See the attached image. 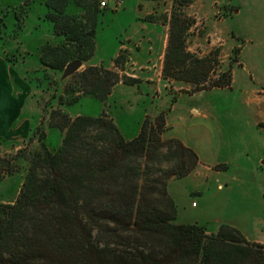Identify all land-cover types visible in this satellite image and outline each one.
Listing matches in <instances>:
<instances>
[{"label": "trees", "instance_id": "trees-1", "mask_svg": "<svg viewBox=\"0 0 264 264\" xmlns=\"http://www.w3.org/2000/svg\"><path fill=\"white\" fill-rule=\"evenodd\" d=\"M55 1L48 4L47 19L58 40L42 47L41 64L60 75L73 62L94 58L99 10L73 17ZM174 1L182 8L194 2ZM183 17H171L163 77L199 92L207 89L202 85L212 63L187 50L192 22ZM124 62L119 56L115 64L122 68ZM73 77L78 82L71 90L79 96L69 105L83 95L106 101L119 83L138 82L103 67ZM231 81V74H223L212 87L225 88ZM52 118L66 132L57 152L41 144L34 154L20 150L0 156V182L29 161L17 199L0 201V264H264V245L248 242L233 226L209 233L204 226L175 222L178 208L170 181L190 176L199 157L181 141L163 139L165 114L145 120L132 140L106 114L73 118L60 109ZM165 149L175 161L167 171L154 166L162 163Z\"/></svg>", "mask_w": 264, "mask_h": 264}, {"label": "rangeland", "instance_id": "rangeland-1", "mask_svg": "<svg viewBox=\"0 0 264 264\" xmlns=\"http://www.w3.org/2000/svg\"><path fill=\"white\" fill-rule=\"evenodd\" d=\"M52 1L0 0V78L6 85V87L0 86V99L6 96L10 100L9 112L2 113L5 119H0V156L3 158L16 155L20 150L34 154L40 150L41 144L51 152H57L63 145L66 135L65 131L55 126L58 119L52 118V115L60 109L73 118L77 117L76 115L98 117L102 114L111 118L107 104L103 105L105 101L91 95H83L78 101L69 105L79 96V93L71 90L76 86L78 78L72 75L63 79L65 71L59 75L41 64L42 47L48 43L54 45L58 40L51 38L52 35L54 36L53 25L47 19V15L51 12L48 4ZM84 1L69 0L66 15L85 17ZM129 1L134 0H127L128 3ZM151 2L154 3L151 9L157 13L148 16L146 21L162 24L167 22L165 25L170 26L173 13L177 15L182 13L183 18L187 17L192 22L186 34L187 50L212 63L208 81L202 85L207 87L206 90H213L206 93L212 117L208 121L199 120L201 125L208 126V142L195 138L192 142L191 135L194 136V133H189V136L187 134L189 141L194 146H216L214 159L220 157L222 160H227L232 165L231 174H239L241 165L251 164V159L245 156L247 146H253V160L259 154L258 146L264 148V122L256 121V116L264 115V5L240 7L216 4L201 7L194 0L190 6L182 8L174 0ZM123 6L124 4L120 8ZM120 8L116 5V9L120 10ZM111 14L115 13L111 12ZM117 32V28L101 31V43L107 42L110 47L114 41L119 46L126 44L121 47L120 55L125 61L122 68L126 70L121 68L125 73L108 70L117 72L121 76H127L126 73L133 76L136 71L134 50L127 46L131 41L124 42V39H117ZM109 35L110 37L103 38ZM169 37L170 27L168 44ZM130 46L135 49L137 43ZM89 67L105 68L87 65L86 69ZM86 69L81 68L74 75ZM223 74H231V85L225 88H213L212 86ZM188 85L190 89L172 90L176 94L174 102L182 95H194L198 92L194 85ZM153 95L156 97V94ZM65 102L66 105H62ZM111 105L109 111L111 110L115 117H119L129 136L139 129V125H143L145 120L155 121L161 113V110L157 113L149 110L146 119L138 124V118L133 117L128 111L129 105L123 106L114 101ZM259 105L260 108L256 112ZM147 108H153V104L148 105ZM20 109H23L24 114ZM169 111L171 110L168 108L162 113L165 114L166 121ZM27 119L32 120L31 128L27 132L30 133L26 137H20L19 132ZM192 124L194 121L188 123L189 128ZM182 125L186 130L187 123ZM184 129L181 130L186 133L187 130L185 132ZM166 136V134L163 136L165 141L171 140ZM201 153L204 155L203 152ZM163 155L165 157L161 158L162 163L154 166L167 171L175 166V161L169 160L167 149L163 151ZM205 157H207L206 153ZM28 164L29 161H23L20 171L0 182V201L11 203L17 199L25 179L23 168ZM216 181V179L202 181L196 178L171 180L169 193L175 197L178 208L175 222L204 226L209 233H217L224 225H236L252 233L264 213L260 214L261 209L251 196L256 195L258 183L264 184V176L252 178L250 185L240 180L231 181L229 184L223 179ZM219 183L220 190L225 188V192L218 190ZM229 188L231 191L228 192ZM192 205L199 207L194 209ZM103 240L108 241L109 238Z\"/></svg>", "mask_w": 264, "mask_h": 264}, {"label": "crops", "instance_id": "crops-1", "mask_svg": "<svg viewBox=\"0 0 264 264\" xmlns=\"http://www.w3.org/2000/svg\"><path fill=\"white\" fill-rule=\"evenodd\" d=\"M102 2L106 3L107 6L105 8L100 6ZM129 2L131 4L128 3L127 0H124V6L123 8H120V10L116 9L117 0H85L83 3L86 16L92 15L95 11H97V9L99 12L97 11L98 38L96 55L89 64L82 63V68L86 69L87 65L104 66L107 69L118 70L120 73H125L122 69L126 70V68L121 69L120 67H117L115 60L121 55V47L126 44H121V46H119L117 42L114 41V44L110 47L107 42L101 43V31L117 28L118 32L116 34V38L124 39V42H129L130 40L131 42L127 43V46L134 50L133 56L135 62H133L136 65V67L134 66L136 71L133 73V76L127 73L126 75L136 79L138 82L134 85H126L122 82L119 83L116 87H114L107 100L103 102L104 106L107 104L108 114L120 128L125 139L132 140L137 137L141 131L142 125H139V129H136V131L129 136L124 130L119 117H115L114 113H112L111 110L109 111L113 101L116 103L119 102V104L123 106L129 105L128 111L133 115V117L138 118V124H141L143 120L146 119L149 110L152 113H157L161 110L160 114H162L169 108L171 111H169V113L167 112L166 121L168 130L164 133V135L166 134L168 139H177L181 141L185 146L194 150L199 157L198 167L190 176L186 177L187 179L196 178L202 181L216 179V182H219V179H223L226 184H229L231 181L235 182L240 180L241 182L250 185L252 178L257 176L263 177L264 148L262 146H258L259 154L255 160L252 159L253 146H247L245 156L251 159V164L249 166L241 165V170H238L239 174H231L232 165L227 160H222L220 157L214 159L216 146L192 145L188 138L189 133H194V136L191 135L192 142H194V138L199 141L207 140L208 142V126L201 125L199 120L208 121L212 117V112L209 110L210 103L207 104V100L209 99L206 93L213 90H205L188 96L182 95L178 97L175 102L173 101L175 99L174 96L176 95L172 92L173 89H190V87L186 83L167 81L163 77L164 59L168 46L169 26L168 24L165 25L162 23L146 21L148 16H152L157 13L155 10L151 9L154 6V3L151 1L147 2L144 0H134L133 2ZM196 4L201 7H210L216 4H221L223 6L237 5L241 7L243 5H264V0H196ZM55 5L59 8H64L67 13L69 0H59ZM111 12L115 14H111ZM260 15L262 16L263 14L261 13ZM118 24L119 26H117ZM104 37L108 38L110 35L103 36V38ZM51 38L56 40V37L53 35ZM136 43L137 47L133 49L130 44L135 45ZM4 70L5 67L3 68V71ZM3 81H5V79ZM3 83L4 82H2L0 78V86L2 85L3 87H6ZM153 94H156V97H154ZM6 99V96H2V99H0V119L4 118L2 113H8L10 110L8 107L10 100ZM150 104H153V108L148 109L147 106ZM259 108L260 105L257 106L256 112H258ZM20 110L23 112V109ZM27 120L19 132L18 136L20 137H26L30 133V131L29 133L27 132L31 128L30 123L32 120ZM190 121H194V124L191 125L192 129L189 128L188 125ZM256 121L264 122V115L260 117L256 116ZM183 123H187V128L185 127L187 132L182 125ZM181 129H184L186 133H184ZM23 131H25V133ZM201 152H203L204 155H202ZM205 153L207 157H205ZM258 182H260V180ZM219 186L220 183L218 184V190H220ZM257 186V193L254 197L251 196V198L254 199L255 204L259 205L261 209L260 214H262L264 213V184L258 183ZM220 191L225 192L226 190L223 188ZM227 191H231V188ZM172 197L175 200V197ZM198 207L199 205H192V208L194 209H197ZM233 226L235 227L236 225ZM237 229L244 235L248 242L264 245V216L259 219L258 223H256V229H254L253 232L251 231L252 233H249L248 229H242L240 227H237Z\"/></svg>", "mask_w": 264, "mask_h": 264}, {"label": "water", "instance_id": "water-1", "mask_svg": "<svg viewBox=\"0 0 264 264\" xmlns=\"http://www.w3.org/2000/svg\"><path fill=\"white\" fill-rule=\"evenodd\" d=\"M82 68V62H79V61H75L73 62L72 64H70L65 72H64V77L63 79L65 78H68L72 75H74L76 72H78L80 69Z\"/></svg>", "mask_w": 264, "mask_h": 264}, {"label": "built area", "instance_id": "built-area-1", "mask_svg": "<svg viewBox=\"0 0 264 264\" xmlns=\"http://www.w3.org/2000/svg\"><path fill=\"white\" fill-rule=\"evenodd\" d=\"M124 4V1L123 0H118L117 1V8H120L122 5ZM107 5L105 2H102L101 3V7L105 8Z\"/></svg>", "mask_w": 264, "mask_h": 264}]
</instances>
